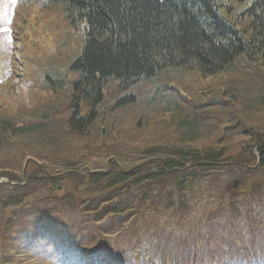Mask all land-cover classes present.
Instances as JSON below:
<instances>
[{"label": "trees", "instance_id": "obj_1", "mask_svg": "<svg viewBox=\"0 0 264 264\" xmlns=\"http://www.w3.org/2000/svg\"><path fill=\"white\" fill-rule=\"evenodd\" d=\"M222 1L16 0L22 8L61 10L82 40L70 55L58 50L66 63L46 64L41 77L44 89L62 92L64 101L69 100L66 92L72 90L73 105L68 106L66 117L52 118L55 115L46 108L40 119L29 124L0 119V150L20 148L18 156L0 169V177L7 179L0 182V259H13L14 251L49 258L55 264H130L128 260L141 264L139 252L146 246L141 242V228H132L131 247L122 249L128 255L123 260L101 241L107 236V226L123 221L125 213L137 211L154 195L134 194L128 205L117 193L121 186L125 198L130 186L135 190L163 182L170 171L177 174L176 170L193 165L202 171L219 167L224 151L218 144L235 134L248 138L264 160V0H225L226 6ZM193 69L203 76L219 74L222 81L197 92L188 85L192 79L186 74ZM159 72H164L162 82L156 76ZM148 80L174 89L166 93L159 86L145 98L130 92ZM248 83L251 86L245 88ZM195 98L201 103L197 107ZM107 99L109 108L100 109ZM220 106L217 116H229L234 110L237 121L234 125L227 122L230 128L222 125V130L218 125L205 126L198 115ZM196 140L216 145L207 142L198 148L192 144ZM160 145L170 152L158 162ZM102 155L106 161L111 158L107 165L94 163L88 168V159ZM241 155L253 171L255 163L244 150ZM20 160H26V165L16 174L14 165ZM152 162L157 163L154 170L149 168ZM244 163L236 165L240 168ZM115 168L117 174L111 173ZM256 168L261 172L254 179L264 181V167ZM199 174L193 178H201ZM178 179L180 189L191 183L186 177ZM45 184L42 197L46 201H32L42 194L39 189ZM84 184L93 191L82 188ZM233 204V213L238 215L241 210ZM77 205L84 206L79 212L90 224L81 230L73 222L69 231L61 218L70 217L61 214ZM104 216L109 220L106 226L101 224ZM95 239L100 244L93 247ZM58 245L61 254H57ZM187 249L192 260L199 258L198 249ZM249 256L254 255L244 253L243 258Z\"/></svg>", "mask_w": 264, "mask_h": 264}, {"label": "rangeland", "instance_id": "obj_2", "mask_svg": "<svg viewBox=\"0 0 264 264\" xmlns=\"http://www.w3.org/2000/svg\"><path fill=\"white\" fill-rule=\"evenodd\" d=\"M0 25L7 29V31H0V119H10L17 125L29 124L40 119L42 111L46 108L51 109L50 115H55L52 118L66 117L69 110L66 101L63 99L65 98L63 93L58 95L55 91L51 92L44 89L41 77L46 64L51 63V66L59 67L65 63L60 62L59 59L65 57L63 54L60 55L58 50L70 55L73 50L78 49L82 39H80L77 31L69 27L61 10H39L38 8L19 6L15 9L12 0H0ZM53 51L58 54L55 55ZM163 75L164 72H159L156 76L161 78ZM187 77L192 79L190 76ZM162 78L158 81L162 82ZM148 81L138 83L130 89V92L143 98L149 96L155 87ZM154 84L162 87V89L165 88L158 83L154 82ZM258 85L259 82H257ZM246 86L249 88L251 85L246 84ZM109 88L111 89V86ZM109 88H106V91L110 90ZM173 89L165 88L164 91L170 93ZM104 90L105 87H103V92ZM66 93L67 96L72 95V90ZM47 102L56 104L47 107L43 104ZM40 107L42 108L38 109ZM216 108L219 107L203 110L202 113L199 112L198 117L205 126L215 128L218 125L222 130V125L227 124L230 118L237 115H224L220 118L216 115L219 113ZM234 137L223 140V144L227 145L233 141ZM238 139H245L241 141L242 146H252V142L248 138L239 137ZM26 141L25 139L23 145L27 150ZM207 142L214 144L210 140H196L192 144L202 148ZM223 144H218L219 149H223L225 153L223 159L219 161L221 162L219 167H205V171H202L199 169L200 167H195L198 165H193L176 170L177 174H172L170 171L168 176H164L163 182L135 190L133 185L130 186L128 196L125 198L121 197L124 195L122 186L120 190L117 189L121 202H126L128 205L131 202L130 199L135 196L134 194L141 197L140 193L144 191L154 194L152 199L159 201V203L154 210L146 204L139 207L135 212L125 213L123 218L126 221L117 222L112 227L107 226V236L101 241L105 242L106 246L122 259L123 256H128L127 252L122 251V249L128 251L131 247L132 228L138 227L141 228V233H144L141 242L149 246L150 259L155 261L166 256L167 264L192 263V259H187L182 254V251L190 247L198 249L199 257L202 258L201 263L197 259L196 262H193L194 264H264V181L254 179V175L261 171L256 168V165V167H252V171L251 163H245L244 167L241 165L238 172L236 169L230 171L231 168L234 169L235 167L232 159L227 160L226 157L238 156L241 145L230 144L226 148ZM159 147L161 151L156 157L158 162L170 152L164 145ZM9 149L0 150V169L10 161L8 159L18 156L17 152L20 153V148L16 151ZM21 153L23 152L21 151ZM247 159L252 158L248 157ZM108 160L110 161L111 158ZM107 161L102 155V157H95L93 160L88 159L86 163L90 167L94 163L101 167L107 165ZM25 162L26 160H20L15 164L14 173L19 174L25 167ZM117 165L119 166V164ZM156 165L155 162L150 163V170H154ZM118 170L115 168L111 173L117 174ZM108 171H112V169ZM200 172L203 174H199ZM196 174L202 177L194 179ZM180 177H186L191 181L184 189L178 188L177 181ZM3 179L0 177V182H5ZM45 186L39 189V193L42 194H36L32 201H46L42 197L46 193L48 185L45 184ZM69 187H72L70 183ZM81 187L89 188L90 192L93 191L89 185L84 184ZM108 192L110 195L111 191L108 190L106 195ZM232 193L235 195L237 193L234 199L236 205L233 204L234 200L230 198ZM169 194L170 198H168ZM170 200L173 201L171 206L168 205ZM232 204L241 210L238 215L233 213ZM82 207L84 206L77 205L74 210L66 209L65 213L61 214L71 218H61L69 225V231L73 222L81 230L87 229L90 224L87 218H83L82 213L79 212ZM104 217L105 219L101 224L106 226L109 220L106 216ZM242 235L246 237L245 241L257 242L248 249L247 253L250 252L254 255L249 256L248 260L243 258L246 252L237 241L243 238ZM91 243L90 245L93 247L100 244L97 239ZM56 250L57 254L62 253V248L59 245ZM22 253L13 251L15 257L6 260L0 259V264H55L49 258L42 256L31 258L30 256H23ZM126 262L132 264L133 260ZM141 264L147 263L143 261ZM148 264H152V262Z\"/></svg>", "mask_w": 264, "mask_h": 264}, {"label": "bare ground", "instance_id": "obj_3", "mask_svg": "<svg viewBox=\"0 0 264 264\" xmlns=\"http://www.w3.org/2000/svg\"><path fill=\"white\" fill-rule=\"evenodd\" d=\"M222 5H225L226 6V1L225 0H223L222 2ZM225 6H222L221 7V10H223L224 11V13H227L228 11H227V9L225 8ZM60 60V62H65L66 63V61H67V58H63V59H59ZM181 72H184V73H186L187 71H181ZM189 72V71H188ZM186 74H189L188 76H190V77H192V80H188L189 81V83H188V85L189 86H191V87H193V88H195L196 90H197V92H201V91H203V90H206V89H208V88H210V86H214V85H216V84H220L221 83V81H222V78L221 77H219L220 75L219 74H205V76H203V74L198 70V69H193L192 71H190V73H186ZM149 83H152V86L153 87H155L154 88V90L150 93V94H152V93H154V92H156L157 90H159V86H157L156 84H154V82L155 81H148ZM161 85V84H160ZM187 85V86H188ZM245 88H247V86L245 85ZM245 90V89H244ZM73 95H69L68 96V98H69V100L68 101H66V105L67 106H71V105H73L71 102V100H72V97ZM194 102H196V106L197 105H200L201 103L200 102H198V99L197 98H195L194 99ZM110 100L109 99H107L106 101H103L102 102V104H101V107H100V109H102V110H106V109H108L109 108V106H110ZM215 103V102H214ZM77 104H82L81 103V101H79L78 100V103ZM105 107H104V106ZM99 106V105H98ZM227 106V105H226ZM225 106V107H226ZM230 106H232V102H231V104H230ZM42 107H40V108H38V109H41ZM218 109H221V106L218 108ZM234 110H231L230 112H229V115H233V112ZM237 121V119L233 116L232 118H230V121H229V123L231 124V125H234V122H236ZM229 124V125H230ZM228 124H225V126H226V128H230V126H229ZM235 136L236 137H239L240 135H237V134H235ZM241 141H242V139H239L238 141H236V142H234V143H232V144H236L237 146H240L241 145ZM231 144V145H232ZM226 148H228L227 146H225ZM241 150H244V152L247 154V156L248 157H251L252 159H250V161H252V162H254L255 164L254 165H257V166H259V165H261L262 167H264V160H262V158L260 157V153H259V150L255 147V146H250V147H247L246 145H241V147L239 148V155L238 156H231L230 158H227L226 157V159L227 160H229V159H232V163L234 164V169L233 168H231L233 171L236 169V171L238 172L240 169H239V167H237V165L236 164H239V163H244V161H241V157H242V155H241ZM224 156H225V153H224ZM245 164V163H244ZM88 166V168H90V166L89 165H87ZM263 174H264V170H263ZM154 196V195H153ZM152 196V197H153ZM124 197V196H123ZM122 197V198H123ZM152 197L149 199V201H148V206H150V208H152V210H154L155 208H156V205L159 203V201H156V200H154V199H152ZM238 241V243H239V245H241V247H242V249L244 250V252H248V249L250 248V247H252L253 246V244H257V242H254V241H252V240H250V241H245V240H237ZM150 250V248H149V246H145V249H143L142 250V248H141V250H140V252H139V256L141 257V259L139 260V262L140 263H143V261L144 262H146L147 264L149 263V262H152V264H167L168 263V259H167V257L166 256H163L162 257V259H159V260H157V261H155L154 259H150V256H151V252L149 251ZM150 252V253H149ZM147 253H149V258H145L146 257V255H147ZM182 254L187 258V259H192L191 258V255H192V253H191V251H190V249H187L186 248V250L185 251H182ZM249 254H250V252H249ZM259 254V253H258ZM260 255H262V254H260ZM190 257V258H189ZM261 257H263V256H261ZM188 264H192V263H188Z\"/></svg>", "mask_w": 264, "mask_h": 264}, {"label": "snow or ice", "instance_id": "obj_4", "mask_svg": "<svg viewBox=\"0 0 264 264\" xmlns=\"http://www.w3.org/2000/svg\"><path fill=\"white\" fill-rule=\"evenodd\" d=\"M8 22L10 23V20ZM0 31H7V29H0Z\"/></svg>", "mask_w": 264, "mask_h": 264}]
</instances>
